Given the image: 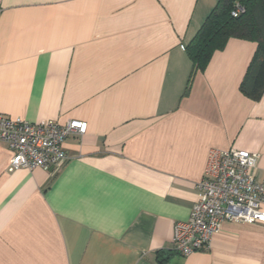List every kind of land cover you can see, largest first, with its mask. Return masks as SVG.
Instances as JSON below:
<instances>
[{"label":"crops","instance_id":"0c3cea01","mask_svg":"<svg viewBox=\"0 0 264 264\" xmlns=\"http://www.w3.org/2000/svg\"><path fill=\"white\" fill-rule=\"evenodd\" d=\"M218 1L0 0V113L87 126L57 172L9 171L0 141V264H264L262 222L174 250L212 149L259 153L264 178V94L240 89L257 44L196 72L186 49Z\"/></svg>","mask_w":264,"mask_h":264},{"label":"built area","instance_id":"2783aa9c","mask_svg":"<svg viewBox=\"0 0 264 264\" xmlns=\"http://www.w3.org/2000/svg\"><path fill=\"white\" fill-rule=\"evenodd\" d=\"M244 7L236 3L238 16ZM86 122L72 120L62 125L55 120L32 123L21 117L0 113V141L13 151L8 170L42 167L57 172L68 160L63 148L71 134H84ZM259 153L248 150L212 149L205 175L198 184L199 198L187 221L174 227V250L189 255L209 247L223 222L264 223V178L258 180L253 169Z\"/></svg>","mask_w":264,"mask_h":264},{"label":"trees","instance_id":"16d2710c","mask_svg":"<svg viewBox=\"0 0 264 264\" xmlns=\"http://www.w3.org/2000/svg\"><path fill=\"white\" fill-rule=\"evenodd\" d=\"M239 3L244 11L232 12ZM254 41L256 51L241 82V91L252 100L264 94V0H219L200 30L186 46L193 72L204 71L213 53L223 49L230 38Z\"/></svg>","mask_w":264,"mask_h":264}]
</instances>
